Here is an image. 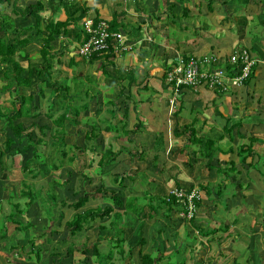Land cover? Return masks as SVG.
Segmentation results:
<instances>
[{
	"label": "crops",
	"instance_id": "0c3cea01",
	"mask_svg": "<svg viewBox=\"0 0 264 264\" xmlns=\"http://www.w3.org/2000/svg\"><path fill=\"white\" fill-rule=\"evenodd\" d=\"M24 1L44 3L45 9L39 12L42 28L49 20L56 23L69 19L65 29L55 34L51 41V51L58 59H50L55 67L52 68V80L64 86L66 83L69 90L61 99V92L43 87L39 101L46 94L50 100L46 111L41 112L32 86L30 90L15 85L4 90L3 83L0 93L6 91L9 97L16 98L18 88H27L28 93H19L18 99L31 93L33 105L37 107L33 110L34 117H22L15 123L21 122L24 129L32 123L47 126L49 137L54 138L56 126L53 120L62 112L65 100L88 98V108L82 112L80 125L90 130L97 124L96 143L100 151L109 148L116 154L102 167L98 165L99 156L90 154L92 164L89 166L95 167L98 178L106 167L132 169L126 174V180L122 173L113 174V185L107 187L109 190L126 199L146 193L153 198L156 193L165 194L178 188L186 194L195 193L194 198L198 200L190 219L184 217L187 208L185 198L169 205L154 199L153 204L158 205L156 213L149 217V208L145 207V216L139 217L125 211L124 207L114 206L110 198L111 203L100 205L104 190L97 197L89 198L80 210L108 206L124 214L120 219L114 218L112 212L110 216L95 219L91 227L95 228L86 230H93L90 234L95 235L97 240L94 241L112 240L116 236L117 225L123 231L124 257L130 250L137 252L139 257L149 254L158 259L157 264H264V0H20V3ZM88 17L103 18L110 26L114 24L115 30L122 32L128 48L119 50L111 46L89 61L83 59L78 48L86 39L83 21ZM14 18L20 22L14 25L15 28L35 23V18L30 15ZM42 45V35L33 29L28 44L18 54H29L28 50L35 48L39 53ZM244 48L248 49L252 64L250 74L242 84L232 86L226 81L227 88L222 91L181 87L175 93L173 86L165 82L166 71L178 57H202L209 53L219 57L215 67H223L228 75H232L236 67L229 62V55ZM10 87H15V91ZM7 108L11 107L4 106L2 110ZM109 110L115 112L113 133L107 132V123L113 118L107 122V118L102 117ZM91 117L93 120L87 125ZM5 123V119L0 117V128ZM70 127L77 126L66 119L63 124L66 133ZM189 130L213 142L217 152L210 170L205 168V159L201 157L193 168L188 166ZM7 131L12 137L11 130L8 128ZM104 131L110 133L105 141ZM35 135L37 140L44 139L39 134ZM5 138L1 141L0 150L4 149ZM13 139L15 143L5 152V157H11L16 149L28 144L27 141L14 150L15 144L21 143L23 138ZM86 141L83 135L80 146ZM34 147V152L38 151V145ZM32 157L24 158L23 155L20 166L23 167ZM43 162H39V174L51 169L50 165H42ZM69 168L73 167L70 165ZM26 171L30 172L31 168ZM141 171L147 180H137L141 178ZM56 174L59 184L56 182L55 188L60 200H67L66 192L78 195L83 190H72L74 182L71 178L74 175L69 169ZM80 174L82 179L88 180L87 168L81 170L76 179ZM131 184L134 187H129ZM158 184L161 186L157 187ZM81 186L88 188L84 184ZM2 192L6 194L0 200H4L2 207H6V201L9 211L2 213L0 220L10 213V202H18L23 207V201L7 200L9 192L5 189ZM40 206L35 201L27 208L23 216L29 227L25 230H16L17 221L6 220L2 226L0 223L2 264H30L31 255L35 256L33 251L29 256L19 253L23 260L20 257L16 259L18 252L11 251L10 240L23 241L25 236L45 230L44 226L49 221L43 219ZM68 209L75 213L73 207ZM59 215L64 218L62 213ZM16 232L21 234L19 238ZM58 234L55 232L50 237ZM140 238L144 240L143 245L137 244ZM38 240L36 246L51 254L46 251V243ZM48 241L51 239L45 240L47 244ZM113 249L115 255L117 248ZM45 253L40 251L42 264H47ZM64 257L59 264H64Z\"/></svg>",
	"mask_w": 264,
	"mask_h": 264
},
{
	"label": "trees",
	"instance_id": "16d2710c",
	"mask_svg": "<svg viewBox=\"0 0 264 264\" xmlns=\"http://www.w3.org/2000/svg\"><path fill=\"white\" fill-rule=\"evenodd\" d=\"M4 4L11 7V11L13 12L14 17H18L21 19L27 15H30L35 18L34 24H28L15 28L13 24L14 18L9 15L3 14L0 10V74H2V76L6 80H8V84L4 85L3 87L4 90H6L9 86L14 85L25 86L27 88L33 85H38L40 89L46 86L51 87L54 91L57 90L61 92L60 98L64 99V92H68L69 90L68 85H66L65 82V86L63 84H60L59 82L56 84V81L54 82L52 80V68L55 67L51 64L50 59H58V56L51 51V41L54 39L55 34H59L65 29L69 22V19H66L65 21H58L56 23L49 20L42 28L40 26L41 15L39 12L45 9L43 2L37 1L34 4L23 6L21 5L20 0H0V6ZM52 4H54V2ZM79 18L80 17L75 20H78ZM110 27L111 29L113 28V30H115L114 24H111ZM33 29H35L36 32L42 35L43 40V45L39 50L40 61L38 60L37 62H33L31 59H29L27 54H18V52L23 50L28 44L30 33ZM93 56H97V54H93ZM25 61L26 63H24ZM88 100L90 99H82L81 102L78 101V99H76L75 97L67 98L64 102L62 112L53 120V123L56 126L53 137L55 136L56 140L51 142V145L55 146L57 150H61V155L65 156L67 154L65 148H69L68 144H66L64 141V137L66 135V132L63 128L64 121L67 119L78 127V125L80 124V118L83 115L82 112H85V110H87L88 108ZM114 100L113 104H115ZM35 109H37V107L33 105V95L31 93H29L28 95H21L18 103L14 100L11 108L2 110L0 106V117L4 118L6 121L3 127L4 132H6V138L4 141L5 145L4 149L0 150V165L2 168H6L3 157L5 152L8 151L11 148L12 144L15 143L13 138L20 140L25 135L29 141L25 147L16 149L13 153V157H20V160L22 158V155L27 150H29V148L33 146H35L34 148H36L37 144L43 142L42 139L34 140L33 132L34 128H37L44 135L43 132L45 128H47V126H38L35 123H32L31 125H29V127L24 129L21 122L15 123L16 120L22 117H34L33 110ZM8 128L12 132V137L7 134ZM112 130L113 129L111 127V124L108 123L107 132H111ZM189 131L190 133L187 145L188 166L193 168L198 162V157H201L205 159V161L203 162L205 168L210 170L212 168L211 161L213 160L214 155L217 152V150L214 148L213 142L209 139H202L201 137L197 136L193 130ZM98 133L99 129L97 127L88 130L85 133V138L87 139L85 146L79 147L78 145H76L77 152L74 151L76 152L74 153V156L79 157V154L82 151L85 152L86 150H88L92 154L96 153L95 155L99 156L98 165L102 167L107 164L111 158L113 159L116 154L109 148L104 150L103 152H101L100 149L97 150V148H99L98 144L96 143ZM71 148L72 146L70 147V149ZM36 158L37 151L34 152L31 159H28L24 163L22 171L28 170L32 163H34V168H31V171L35 169L39 170V167L36 168V165L39 164ZM73 159L75 158L73 157ZM70 161H72V159ZM33 176H36V173ZM21 184L24 186V189L19 190V195L22 198H26L23 199L24 206L21 208L18 202H10L11 210L10 213L5 217L8 221H26L23 214L26 213L27 208L36 200L35 193L29 187L30 183H26L24 182V180H22ZM104 190V186L103 184H101L94 188L88 187L84 191H79L76 199L71 202H68L65 199L60 200V204L62 206L73 207L75 209V213L73 214V216L65 222V226L68 229L69 235L71 237H74L78 232L90 229L92 227L93 221L97 218L101 219L105 216H110V213L112 212L114 218L116 217V219H120L119 217L124 214L115 212L112 207L108 206L80 210V208H82L89 200V198L97 197ZM155 196H157L160 203L168 205L171 203H176L177 200L173 195H170L169 193L156 194ZM109 197L112 200L114 206L124 207L125 211H130L137 216L144 215L145 207L149 208V217L154 215L158 209V205L153 204L154 198L150 197L148 193L144 194L143 197L129 196L126 197V199H122L113 191L111 192ZM195 200L196 199L193 197L192 202L196 208L198 200ZM59 218L61 220L62 215H59ZM16 224L17 231H22L29 227L28 221L26 222V225L21 223ZM115 227L117 228V235L112 240L115 241L117 253L119 256H121L124 253V250L122 248V244L124 242L123 231L117 225H115ZM143 243L144 240L140 238L137 244L143 245ZM93 246L94 253L97 256V264H105L107 262L108 264H112L111 262H109L112 255L111 250L107 252V255L103 256L98 250V243L95 242ZM34 249L36 250L35 252H33L35 254L34 257L38 262L40 260V251L42 247H37L34 243V240H31L29 241L28 249H26V251L29 253L27 256H29L31 251H33ZM73 250V247H67L65 250V254L59 255V261L64 256H69L73 252ZM131 255V251L128 250L126 256L131 258ZM157 263L158 259L152 258L149 254L140 255V264Z\"/></svg>",
	"mask_w": 264,
	"mask_h": 264
},
{
	"label": "rangeland",
	"instance_id": "374dc122",
	"mask_svg": "<svg viewBox=\"0 0 264 264\" xmlns=\"http://www.w3.org/2000/svg\"><path fill=\"white\" fill-rule=\"evenodd\" d=\"M30 3H32V2L24 1L21 5L25 6V5H29ZM0 10L3 14L9 15V16L14 18V14L11 11V7L4 4V5L0 6ZM16 18H18V17H16ZM14 20H15V18L13 19L14 25L16 23L20 24L19 21H16V20L14 21ZM22 23H25V21L23 20ZM35 49L28 50L29 54H27L28 58L31 59L33 62H37L38 58H39V53ZM89 60H91V59H89ZM3 83L5 85L8 84V80H5L4 77L0 78V90L3 86L2 85ZM10 88H12V87H10ZM12 89H14V91H15V87H13ZM17 90H18V94L19 93L20 94L21 93H23V94L28 93V91H27L28 89L24 88V87H21L20 89L18 88ZM29 90H30V88H29ZM32 91H33V94L38 99L39 111H41V112L46 111V108L49 105L48 102L50 100L49 95L46 94L45 97L40 98V101H39L38 97L41 96L40 95V93H41L40 87H38L37 85H34V86H32ZM18 94L16 95L17 96L16 98H11L8 96L6 91L3 93H0V106H1V108L4 106L5 107H11L12 104L14 103V100L18 103L20 100V99H18ZM76 99H78V101L82 102L81 97L76 98ZM114 103H115V100H114ZM102 117L107 118V122H108V120L113 118V120L109 121V123L111 124L112 129L115 130V112H112L109 110L108 113L104 114ZM92 120H93L92 117L89 120H87L88 121L87 125H89ZM107 125H108V123H107ZM82 126H84V125L79 124L78 127H73V129L70 127L68 129V133H66V135L64 137V141L66 144H68V142H72V143L68 144L69 148L68 147L65 148V150L67 152V154L65 156L61 155V153H60L61 150H57L55 146L51 145V142L55 141L54 139L56 137L54 136L55 138H50L49 137V130L47 128H45V130L43 132L44 135L42 134V132L40 130H36L33 132L34 140L36 138L35 133L39 134L42 138H44L43 142L40 143V145L37 144L38 145V151H37L36 160L39 162L45 161V162H43L42 165H50L51 166L50 167L51 169L48 168L46 172H42V173L40 172V174H39V170H40V166H41V165H39L40 163L36 165V168L39 167V170L35 169L33 171H30V172H28V171L25 172L24 170L22 171V167L20 166V162H21L20 157L14 158L13 154L11 155V157H10V155L6 156V157L4 155V157H3L5 163L7 162V164H6V168H4V169L0 168V180H1V183H0V200H2L1 197H6V194L2 192V189H5V191L9 192V199H7V200L22 202L23 199H26V198H22L19 195V190L24 189V186L21 184V181L24 180V182H29L30 183L29 187L35 193L36 203H39V205H41L40 211L42 212L41 214H42L43 219L45 221H49L44 226V229H45L44 231L40 232L39 234L37 232L34 234H29V235L25 236L26 239L23 241H19L17 239L13 240V238L12 239L10 238L11 239L10 240L11 251L18 252L16 259H19V257H20V259L23 260V257H21L20 254L21 255L24 254L25 256H27L28 252L26 251V249H28L29 241L34 240V243L36 245V240L39 239L40 241H44V243H46V245L48 247V248H46L47 249L46 251H50V253H51V254H48L47 252L45 253L44 250L41 249V253H45L48 256L47 264H59L58 256L61 253L65 254V250L67 247H73L74 250L69 256L66 255L64 257V259L62 260V262L64 264H71V263L72 264H97V256L94 253V246H93V243L97 239L95 238V235L90 234L91 231H93V230H90L87 232H86V230L81 231V232L77 233L74 237H71L69 235L68 229H66L65 222H66L67 218H69L73 214L74 211L68 209V207H66V206L63 207L60 204V199L58 197V194L56 193L58 190H57V188H55L56 182L59 184L58 174H56V173L60 171V173L63 174L65 172H67V170L69 169V171H71L72 174L74 175L71 178L74 182V184L72 185V187H73L72 190H76L77 192L79 190H81V188H83V191L85 190L86 187L81 186L82 184L86 185L89 188H94V186H96L98 184H103L104 189H105V193H103V195L101 196L100 201L102 204H100V205H107V204H105V202L111 203V201L108 199V198H110L109 197L110 196L109 191H111V190H109L108 188H110L113 185V183H112L113 174L114 175H116V174L121 175V173H122L124 175L123 177L126 180V174L128 172H131L132 169H127L126 167L121 168V169H116L115 167H114V169H109L110 167H106L104 171L101 170V173H100L102 175L101 178H98V176L94 172L95 167L89 166L92 164V162H91L92 158H90L88 155H90V154L94 155V153L92 154L89 151L88 152L82 151L79 154V157L74 156V153L77 152L76 145H78L79 142L82 143L83 135H85V132H87L89 130V128L84 129ZM79 127H81V128H79ZM95 127H97V124H95ZM7 133H8V131H7ZM110 133H113V132H110ZM109 134L106 133V131H104V134H103L104 135V138H103L104 141L106 138H108ZM5 135H6V132H4L3 128H0V146L1 147H2V142H3L2 140L5 138ZM50 139H52L51 142H50ZM27 141L28 140H27L26 136H24L21 143L15 144L13 149L15 150L16 148H20L21 146H24ZM75 143H77V144H75ZM71 146H72V148L70 149ZM78 146L80 147V144ZM84 146L85 145H82L81 147H84ZM36 148H37V146H36ZM99 149L100 148H97V150H99ZM74 151H76V152H74ZM33 152H34L33 147L29 148V150H27L23 154L24 158L32 157ZM23 155H22V158H23ZM87 156H88V158H87ZM73 157L75 159H73ZM71 159H72V161H70ZM87 161L89 163L88 165H87ZM66 164H68L69 166L71 165L73 168H69V166H66ZM116 164H122V162H120V163L117 162ZM81 165H83L82 166L83 168L81 170H84L85 168H87V172L89 173V175H87L88 180L82 179L81 174H80V176L78 175V177H77L78 181L76 179L77 174L81 171L79 169V167ZM30 168H34V163H32L30 165ZM55 169H57V170H55ZM52 170L55 172L53 173ZM143 170H144V168H143ZM51 172H52V174L49 176V174ZM35 173H36V176H33ZM140 175H141V178L136 177L137 180H139V179L147 180L148 179L142 174V171L140 172ZM126 182L129 185V182L128 181H126ZM161 184L163 185V183H161ZM159 186H161V185L158 184L157 187H159ZM129 187H134V185L131 184ZM111 192H113V191H111ZM156 194H159V193H156ZM76 195H77V193H71V192H66V194H65L68 202L75 200ZM134 196L139 197V195H134ZM143 196H141V197H143ZM153 198L158 200L157 196H155ZM154 199H153V202H154ZM3 201H0V217H1L2 213H7L9 211V208H8L9 204L6 201L4 202L6 207H2ZM40 201H41V203H40ZM22 206H24V201L22 203ZM60 213H62L63 217H64V218H62V220H60V218H59ZM143 216H145V215H142L139 217H143ZM0 221H1L0 222L1 226L5 225L4 223L6 221V218H1ZM27 221L28 220H26V221L21 220V221H17V222L26 225ZM94 224H95V222L93 223V225ZM118 225H120V224L118 223ZM94 228H91V229H94ZM45 232H49V233L51 232V233H50V235H49V233H47L46 234L47 236H46ZM55 232L60 233V234L56 235V237L51 238L50 237L51 234L54 235ZM41 234H44V235H41ZM31 235H32V237H31ZM115 235H117V232L115 233ZM16 236L17 237L21 236V234L16 232ZM30 237H31V239H30ZM28 239H30V240H28ZM46 239L47 240L51 239V242L48 241V244H47V242H45ZM94 239H96V240L94 241ZM109 239L107 238L106 240L103 239L102 241H96L98 243V250L103 256L107 255V252L109 250L112 251V255H111L109 262H111L112 264H139L140 263L139 254L135 251H134L135 253H132L133 251L131 252L132 253L131 258L127 257V256L124 257L123 255L118 256V253H116L114 255L115 251L113 248H115V244L113 245L112 240H109ZM21 245H23V246L21 247ZM12 247H14V248H12ZM125 249H127V246L125 247ZM135 249H137V248H135ZM127 250H125V251H127ZM33 252H35V249L33 250ZM42 256H44V255L42 254ZM42 256H41V258H42ZM9 257H10V254H9L8 258ZM31 257H32V259H31L32 262L30 261V264H42L41 260H39L38 262L36 261L35 257H33V254L31 255ZM1 259H2V256H0V264H2ZM187 262H189V261H187ZM10 264H13V263H10ZM105 264H108V262Z\"/></svg>",
	"mask_w": 264,
	"mask_h": 264
},
{
	"label": "built area",
	"instance_id": "2783aa9c",
	"mask_svg": "<svg viewBox=\"0 0 264 264\" xmlns=\"http://www.w3.org/2000/svg\"><path fill=\"white\" fill-rule=\"evenodd\" d=\"M83 29L86 39L80 44L78 54L85 60L91 59L93 54L105 52L113 46L119 50H126L127 43L123 39L121 31L111 29L107 20L103 18L88 17L83 21ZM219 57L214 53L205 54L202 57H178L176 63L169 67L165 73V82L172 85L177 93L181 87L197 90L208 88L222 91L227 88L226 81L232 86L244 83L250 74L252 61L248 49L235 50L229 55V62L237 69L232 75H228L223 67H215ZM177 200L185 198L187 201L184 217L190 219L193 216L195 206L192 202L195 193L186 194L182 189L173 188L169 192Z\"/></svg>",
	"mask_w": 264,
	"mask_h": 264
}]
</instances>
